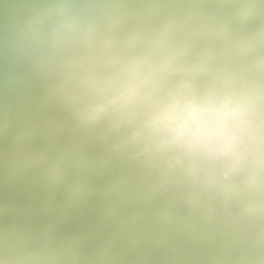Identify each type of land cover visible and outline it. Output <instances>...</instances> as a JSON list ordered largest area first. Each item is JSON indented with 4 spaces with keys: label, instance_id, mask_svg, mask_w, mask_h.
I'll return each instance as SVG.
<instances>
[{
    "label": "bare ground",
    "instance_id": "6f19581e",
    "mask_svg": "<svg viewBox=\"0 0 264 264\" xmlns=\"http://www.w3.org/2000/svg\"><path fill=\"white\" fill-rule=\"evenodd\" d=\"M66 4L94 6L78 15L113 32L200 25L218 35L264 33V0H0V264H14L18 246L64 264H259L252 237L72 131L34 55L68 12L46 5Z\"/></svg>",
    "mask_w": 264,
    "mask_h": 264
},
{
    "label": "clouds",
    "instance_id": "9594fccd",
    "mask_svg": "<svg viewBox=\"0 0 264 264\" xmlns=\"http://www.w3.org/2000/svg\"><path fill=\"white\" fill-rule=\"evenodd\" d=\"M46 7L68 12L34 55L72 131L252 237L264 264V33L218 35L200 25L113 32L78 15L92 5ZM11 251L14 264L67 259Z\"/></svg>",
    "mask_w": 264,
    "mask_h": 264
}]
</instances>
